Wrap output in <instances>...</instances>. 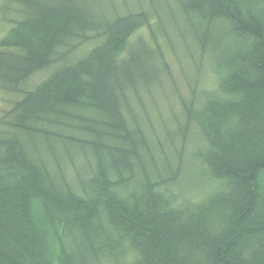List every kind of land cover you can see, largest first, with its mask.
Here are the masks:
<instances>
[{
	"label": "trees",
	"instance_id": "16d2710c",
	"mask_svg": "<svg viewBox=\"0 0 264 264\" xmlns=\"http://www.w3.org/2000/svg\"><path fill=\"white\" fill-rule=\"evenodd\" d=\"M0 19V264H264V0Z\"/></svg>",
	"mask_w": 264,
	"mask_h": 264
},
{
	"label": "rangeland",
	"instance_id": "374dc122",
	"mask_svg": "<svg viewBox=\"0 0 264 264\" xmlns=\"http://www.w3.org/2000/svg\"><path fill=\"white\" fill-rule=\"evenodd\" d=\"M115 3L119 4V0H115ZM129 6H132V5H130V3H129ZM8 28H9V25L5 22H2L0 19V38L6 33ZM169 60L171 62V65L175 66L176 72H178L180 67L184 68V66H185L184 65L185 58L182 57V55L179 53V50L176 51L175 57L169 56ZM178 61L181 63V66H179ZM45 75H46L45 71H42V72H39V73L33 75L29 80V85L32 86V85L36 84L37 82L41 81L45 77ZM177 80L178 81L176 83H180L179 79H177ZM12 99H15V96H11V95L10 96H4L3 94H0V116L4 113L3 111L5 109H8V104H9L10 100H12ZM151 112L153 113L154 119H156L155 109L152 108Z\"/></svg>",
	"mask_w": 264,
	"mask_h": 264
}]
</instances>
